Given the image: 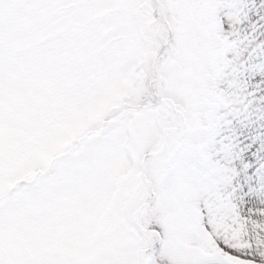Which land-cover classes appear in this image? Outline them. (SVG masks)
Masks as SVG:
<instances>
[{
	"label": "snow or ice",
	"instance_id": "1",
	"mask_svg": "<svg viewBox=\"0 0 264 264\" xmlns=\"http://www.w3.org/2000/svg\"><path fill=\"white\" fill-rule=\"evenodd\" d=\"M0 264H264V0H0Z\"/></svg>",
	"mask_w": 264,
	"mask_h": 264
}]
</instances>
